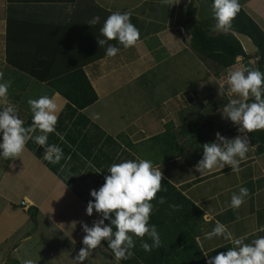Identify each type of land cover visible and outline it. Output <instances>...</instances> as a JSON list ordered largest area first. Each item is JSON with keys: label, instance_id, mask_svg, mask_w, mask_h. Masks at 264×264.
<instances>
[{"label": "crops", "instance_id": "crops-1", "mask_svg": "<svg viewBox=\"0 0 264 264\" xmlns=\"http://www.w3.org/2000/svg\"><path fill=\"white\" fill-rule=\"evenodd\" d=\"M93 2L111 12L131 11V21L141 34L137 44L129 48L122 46L115 57H98L99 53L105 54L104 47L98 44V38H103L99 32L103 23L94 26L87 23L95 16L88 0L72 4L26 1L15 3L10 11L14 21L23 23L18 24L17 30L10 26L12 37L16 31L18 38H26L28 51L54 49L57 42L54 34H60L69 19L74 21L59 51L65 54L66 60L82 64L81 70L97 95L93 103L78 109L73 105L68 107L67 99L57 91L51 92L47 86L45 75L50 56H34L6 48L9 13L7 0H0V71L11 81L7 99L20 102L30 96L57 94L61 111L56 133L48 135V142L59 145L68 158L52 164L64 180L28 145L21 158L12 162L14 167L7 161L0 172V202L8 211L0 214L2 243L17 231L21 232L24 224L17 228L8 222L19 212L25 215L26 222L36 225L44 221L55 230L62 239V255L73 253L71 258L75 259L84 247L82 224L92 226L100 218L95 210L91 216L86 214L88 201L94 199L90 190L103 184L111 163L135 157L152 159L161 168L163 178L199 207L202 221L197 238L209 255L231 247L222 239H204L205 232L217 220L236 236L247 234L250 240L254 235H264L255 231L264 225V152L257 153L251 143L239 173L231 171L229 165L203 175L195 168L202 157L203 144L215 140L216 132L226 138L242 134L237 125L223 116V109L231 99L225 95L223 77L215 76L213 71L216 68L219 73L232 65L213 66L211 70L209 63H204L193 51L186 12L190 0ZM194 2L196 16L201 19L199 9L202 6L210 9L205 0ZM240 4L264 31V0H240ZM109 43L117 44L114 40ZM21 55L32 61H18ZM31 85L39 87L40 92L31 89ZM19 110V115H31L28 109ZM240 186H246L250 196L239 209L227 207L232 193L238 192ZM21 200L26 202L25 206L20 204ZM31 206L37 208L35 222L28 212ZM221 245L225 248L211 251ZM9 247L12 251L16 248L12 243ZM107 255L114 259L103 245L98 246L89 261L108 260L111 257ZM5 258L6 253H1L0 264Z\"/></svg>", "mask_w": 264, "mask_h": 264}, {"label": "clouds", "instance_id": "clouds-1", "mask_svg": "<svg viewBox=\"0 0 264 264\" xmlns=\"http://www.w3.org/2000/svg\"><path fill=\"white\" fill-rule=\"evenodd\" d=\"M163 2L167 3V0ZM210 6L214 11L213 28L216 31L231 29L233 20L241 11L240 0H212ZM131 16V11H113L104 20L99 29L103 38H98V44L104 47L106 57H115L120 52L117 45L129 48L140 40V30L132 23ZM100 19L99 15H95L87 23L94 26L100 23ZM113 40L117 44L109 43ZM226 81L228 94H235L238 98L231 99L225 105L223 116L237 125L242 135L226 138L216 132L215 140L204 143L202 157L195 165L200 175L211 173L217 168L223 169L225 165L239 173L240 164L247 158L251 144L245 133L264 130V72L241 65L227 70ZM10 87L11 81L6 80L0 71V101H3L0 103V160H8L9 166L14 167L12 162L21 158L29 140L44 149L43 159L50 164H60L62 159H68L59 145L48 142V135L56 133L61 111L57 94L28 97L26 103L31 113V123L26 124L19 115L18 105L8 102ZM96 119H99V114ZM37 132L39 134H35ZM63 170L64 166L61 165ZM107 172L109 174L104 177L103 184L98 189L90 190V196L94 199L88 201L86 214L91 216L95 210L100 218L92 226L82 224L84 247L79 249L75 264L88 260L93 250L103 245L102 241H106L116 261L127 260L133 255L132 249L136 247L134 237L140 238V246L145 252L161 246L157 225L150 222L155 207L152 201L156 200L160 204L165 202L163 196L157 197L158 192L167 191L162 187L161 168L152 159L135 157L111 163ZM249 196L250 190L240 186L238 192L232 193L227 207L239 209ZM170 207L175 209L179 206ZM106 220L109 223H105ZM255 231L264 233V225ZM145 236L151 243L144 239ZM214 238L229 242L231 247L209 255L197 238V245L206 257L205 264H264V235H254L250 240L247 234L236 236L227 225L217 220L215 226L204 234L206 240ZM220 248L225 246L211 251ZM24 264H37V260L28 259Z\"/></svg>", "mask_w": 264, "mask_h": 264}, {"label": "trees", "instance_id": "trees-1", "mask_svg": "<svg viewBox=\"0 0 264 264\" xmlns=\"http://www.w3.org/2000/svg\"><path fill=\"white\" fill-rule=\"evenodd\" d=\"M26 1H62L72 4L81 0H7V13L9 15L7 16L5 41L7 49H14L34 56H50V64L45 75V81L50 91H57L65 97L68 101V107L73 105L75 108L81 109L90 105L97 99V95L81 70L82 64H74L72 59L66 60L65 54L59 51L68 27L74 22L72 19H69L63 25L60 34H54L57 42L54 49L52 47V50L49 51L42 49L28 51L26 50V45L28 44L26 38H18L16 31L13 32L12 37L10 26L17 30L18 24L21 23L12 19L10 15L12 5ZM88 1L91 4V8L94 9V15H99L101 18L100 23H103L111 11H107L95 4L93 0ZM211 2L212 0H205L210 11L214 13L210 6ZM196 11L197 5L194 0H190L186 11L188 29L191 34V45L200 54L221 59L217 62L222 68L231 65L236 56L254 59V67L264 72V31L242 8L233 20L231 29L215 34L211 32L213 23H215L214 16L207 19H198ZM235 34L247 35L257 46V51L253 54H247ZM21 35H27V33H21ZM12 39L14 40L13 44L11 43ZM117 46L119 48L122 47V45ZM97 55L101 57L105 54L99 53ZM69 61L73 64L69 63L66 66H61L62 63H68ZM25 121L26 124H30L31 115ZM246 134L251 143L256 146V152H264V130ZM27 145L32 147L28 143ZM33 150L38 157L43 156L44 150L42 147L37 146ZM45 163L51 171L64 180L57 167L47 161ZM161 183L162 187H165L167 191L158 192L157 197L163 196L165 202L160 204L156 200L152 201L155 207L150 220L151 223L157 225L160 232L161 246L154 248L151 252H145L140 246V238L134 237L136 247L132 249L133 255L127 260L118 261V264H205L204 256L196 242V238L201 232L199 228V223L202 221L201 210L166 179L163 178ZM170 205H178L179 207L174 209ZM28 212L31 214L32 220L35 221L34 216L37 208L31 206L28 208ZM105 222L109 223L107 220ZM144 239L151 243L147 236ZM102 243L103 247L111 253L106 241H102Z\"/></svg>", "mask_w": 264, "mask_h": 264}, {"label": "rangeland", "instance_id": "rangeland-1", "mask_svg": "<svg viewBox=\"0 0 264 264\" xmlns=\"http://www.w3.org/2000/svg\"><path fill=\"white\" fill-rule=\"evenodd\" d=\"M215 23H213L214 25ZM211 32L213 34L218 33L220 31L214 30L213 26L211 28ZM193 47V46H192ZM193 51L196 53L197 57L203 60L204 63H209L210 69L213 70V66H219V63L217 61H220L221 59L219 58H211L205 55L200 54L194 47ZM19 57V55H16ZM25 59H29V61H32L30 58L25 57L24 55H21L20 58H18V61L24 62ZM254 59H246L241 56H236L232 65V68L239 67L241 65H249L250 67H254ZM216 64V65H215ZM23 70L25 69V66L21 67ZM225 68V67H224ZM214 68V75L215 76H221L223 77V86L225 87V95L227 96V99H235L238 98L235 94L229 95L228 94V84L226 81V76H227V70L225 71H220L217 73ZM9 72V71H8ZM31 89L40 92L39 87L37 86H30ZM10 103H14L18 105L19 108L23 109L26 111L28 108V105L26 101L23 99V101L20 102H13V101H8ZM30 111V110H29ZM24 120L27 119V115H20ZM35 134H39L38 132ZM28 144L32 146L33 148L38 146L34 143V141L29 140ZM8 160H0V172L3 169V167L6 165ZM70 175V173H68ZM69 177V176H68ZM71 178V177H69ZM72 179V178H71ZM7 188L6 186H3ZM7 207H5L1 202H0V214L7 213ZM10 225H14V227L19 228L21 227L22 224H24L21 227V232L17 231L14 233L13 236H11L7 241H3L2 243V236L0 232V254L5 252L6 253V258L4 263L2 264H24L25 260L32 259L34 261L37 260V264H75V261L71 254L66 253V257H64L61 253L60 246H62V239H60L56 233L55 230H52L51 227H49L44 221L37 223L36 225H32L29 221L26 222V217L22 213H17V215L12 216L11 220L8 221ZM26 222V223H25ZM35 222V221H34ZM37 222V221H36ZM3 221L0 216V231L3 230ZM199 223V228H200ZM12 243V245H15L16 248L14 251H12V247L10 249L9 245ZM9 247V249L7 248ZM14 247V246H13ZM60 250V252H59ZM105 253V252H104ZM76 255V254H74ZM111 257L110 255H107ZM85 260L81 262V264H118V261L113 259L112 257L109 258L108 260H101V261H89Z\"/></svg>", "mask_w": 264, "mask_h": 264}, {"label": "water", "instance_id": "water-1", "mask_svg": "<svg viewBox=\"0 0 264 264\" xmlns=\"http://www.w3.org/2000/svg\"><path fill=\"white\" fill-rule=\"evenodd\" d=\"M199 14H200L201 19H207V18L214 16V13L208 10L206 6H202L199 9ZM235 36L237 37L244 51L247 54H253L257 51V46L247 35L235 34Z\"/></svg>", "mask_w": 264, "mask_h": 264}, {"label": "built area", "instance_id": "built-area-1", "mask_svg": "<svg viewBox=\"0 0 264 264\" xmlns=\"http://www.w3.org/2000/svg\"><path fill=\"white\" fill-rule=\"evenodd\" d=\"M20 204H21L22 206H25L26 202H25L24 200H21V201H20Z\"/></svg>", "mask_w": 264, "mask_h": 264}]
</instances>
